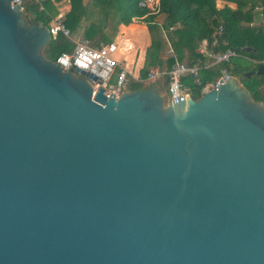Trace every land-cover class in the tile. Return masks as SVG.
I'll use <instances>...</instances> for the list:
<instances>
[{
  "label": "water",
  "instance_id": "obj_1",
  "mask_svg": "<svg viewBox=\"0 0 264 264\" xmlns=\"http://www.w3.org/2000/svg\"><path fill=\"white\" fill-rule=\"evenodd\" d=\"M50 39L0 0V264H264V103L105 96Z\"/></svg>",
  "mask_w": 264,
  "mask_h": 264
},
{
  "label": "trees",
  "instance_id": "obj_2",
  "mask_svg": "<svg viewBox=\"0 0 264 264\" xmlns=\"http://www.w3.org/2000/svg\"><path fill=\"white\" fill-rule=\"evenodd\" d=\"M59 1L43 0L42 9L39 10L34 1L22 0V12L29 17L30 22L40 21L48 26L52 17L58 13L55 3ZM138 1L65 0L69 8L62 13V21L69 31V37L60 33L55 35L42 49V54L54 61L62 52H70L73 48L72 40L78 37L86 38L91 46L109 43L116 36L118 25L140 20L146 26L149 37L142 66L138 69L140 79H144L148 69L156 65L169 68L174 61L186 65L196 64L195 50L200 41H210L215 27L221 24L226 46L220 45L218 50L227 47L236 53L225 65L228 73L236 76L251 95L264 103V75L253 73L248 78L243 76L244 72L255 70L259 64L264 63L262 26L252 25L256 7L261 6L260 11L264 14V0H225L235 3L234 9L227 6L217 8L216 0H159L156 13H148L146 8L137 5ZM157 16L163 17L161 23L155 20ZM123 41L126 48L130 49V41L126 38ZM245 45L252 47L253 51H244L242 47ZM118 48V53H121L123 49ZM233 58H239L242 63H235ZM217 73L216 69H199L200 85L213 79ZM182 82L193 86L190 76L182 78ZM140 87L147 86L130 79L126 89L135 90ZM193 94L194 98L199 96L197 91Z\"/></svg>",
  "mask_w": 264,
  "mask_h": 264
},
{
  "label": "built area",
  "instance_id": "obj_3",
  "mask_svg": "<svg viewBox=\"0 0 264 264\" xmlns=\"http://www.w3.org/2000/svg\"><path fill=\"white\" fill-rule=\"evenodd\" d=\"M38 4V9H42L43 0H32ZM22 10V0H16ZM137 5L146 8L148 13H156L159 9V0H139ZM264 20V14L261 15ZM51 38L57 34L69 37V31L62 21V13H57L52 17L47 26ZM222 25L215 27L210 41L202 39L195 50L196 64L186 65L183 62L174 61L169 68L164 66H153L148 69L146 77L140 79L138 70L135 74L129 71L124 64L114 57L117 50V43L111 41L109 43L100 44L99 46H91L86 38L78 37L73 39V48L70 52H62L54 60L59 63L63 70L74 71V68L91 73L95 76L94 81H90L92 90L102 89L105 96L110 94L117 96L121 91L127 90L129 80L140 81L147 80L150 83L163 80L165 82L168 99L172 97H193L194 91L200 94L215 88L220 80H225L228 75L226 64L230 59L236 56V53L230 49L218 50L220 45L226 46V40L222 38ZM199 65H198V64ZM116 68L118 71L116 72ZM204 69L206 71L217 70V76L203 85H200L198 71ZM190 76L193 86H189L182 82V78ZM196 88V90H193ZM194 98V97H193Z\"/></svg>",
  "mask_w": 264,
  "mask_h": 264
},
{
  "label": "crops",
  "instance_id": "obj_4",
  "mask_svg": "<svg viewBox=\"0 0 264 264\" xmlns=\"http://www.w3.org/2000/svg\"><path fill=\"white\" fill-rule=\"evenodd\" d=\"M215 4L217 8H221L223 6H227L231 9L235 8V3L225 0H216ZM55 6L57 8L58 13H64L69 8V5L65 2V0H60L58 3H55ZM260 7L261 6H258L255 8L256 10H254L255 16L252 25H259V23H262L260 26L264 25V20L261 17V15L263 14L260 11ZM124 38L130 41L131 43L130 49H127L126 46L124 45V41H123ZM112 41H115L117 44H119V47L123 49L121 53H117L116 51L114 53V57L122 64H124L129 71L135 74L137 70L142 66L144 49L149 44V37L146 26L144 24H137L134 21H132L127 25L120 24L117 27V34ZM133 42L138 45L144 44L143 48L139 50L136 64L134 63L136 54H134L135 52L133 53L132 50ZM163 82H164L163 80H159L158 82L157 81L155 82V84L158 85V89H159V85H163Z\"/></svg>",
  "mask_w": 264,
  "mask_h": 264
},
{
  "label": "rangeland",
  "instance_id": "obj_5",
  "mask_svg": "<svg viewBox=\"0 0 264 264\" xmlns=\"http://www.w3.org/2000/svg\"><path fill=\"white\" fill-rule=\"evenodd\" d=\"M26 17V16H25ZM28 20H29V17H26ZM155 20L158 22V23H161L162 21H163V17L162 16H157L156 18H155ZM30 21V20H29ZM134 22L135 23H137V24H144L143 22H141L140 20H134ZM262 23H259V26L261 25ZM133 46H132V50H133V53L134 54H136L135 55V59H134V63L136 64V60H137V57H138V54H139V50L140 49H142L143 48V46H144V44H141V45H138V44H135L134 42H133V44H132ZM118 47H119V44L117 45ZM46 47V46H45ZM44 47V48H45ZM117 47V53H118V48ZM245 60H247V58H245ZM249 60V59H248ZM247 60V61H248ZM232 61H234L235 63H242L241 62V60H239V58H237V59H232ZM250 61V60H249ZM134 64V65H135ZM158 82V81H157ZM149 81H147V80H143L142 82H141V85L142 86H148L149 85ZM158 91H159V93L162 95V97H163V100H164V103H166V101H167V99H168V94H167V91H166V86H163V85H159V89H158ZM201 95V94H200Z\"/></svg>",
  "mask_w": 264,
  "mask_h": 264
},
{
  "label": "bare ground",
  "instance_id": "obj_6",
  "mask_svg": "<svg viewBox=\"0 0 264 264\" xmlns=\"http://www.w3.org/2000/svg\"><path fill=\"white\" fill-rule=\"evenodd\" d=\"M117 51V50H116Z\"/></svg>",
  "mask_w": 264,
  "mask_h": 264
}]
</instances>
